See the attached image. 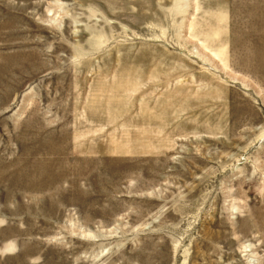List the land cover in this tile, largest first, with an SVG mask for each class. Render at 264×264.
I'll return each instance as SVG.
<instances>
[{"label": "rangeland", "instance_id": "obj_1", "mask_svg": "<svg viewBox=\"0 0 264 264\" xmlns=\"http://www.w3.org/2000/svg\"><path fill=\"white\" fill-rule=\"evenodd\" d=\"M0 264H264V0H0Z\"/></svg>", "mask_w": 264, "mask_h": 264}]
</instances>
